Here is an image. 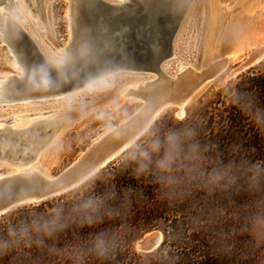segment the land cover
I'll return each instance as SVG.
<instances>
[{
	"label": "water",
	"instance_id": "1",
	"mask_svg": "<svg viewBox=\"0 0 264 264\" xmlns=\"http://www.w3.org/2000/svg\"><path fill=\"white\" fill-rule=\"evenodd\" d=\"M46 1L43 5L39 2V14L46 7ZM192 3L193 0H122L118 3L69 0L70 44L60 62L46 59L28 32L14 19L7 18L0 37L22 71L20 77L15 74L10 77L7 96L12 99L52 100V97L80 91L92 81L122 77H151L154 86L152 91L145 88L144 93H136L133 99L139 102L138 107L102 133L57 174H45L39 166L32 172L25 170L0 177V216L80 187L135 145L163 113L171 110L179 119L176 112L179 109L185 112L201 87L225 72V78H229L231 71H228L226 56L217 71L187 92L186 82L182 81L184 71L179 73L178 79L169 75L175 62L174 37ZM263 60L264 57L256 64ZM242 63L240 61L237 67L241 68L238 74L256 65L250 61L242 69ZM149 85L147 83L146 87ZM57 128L40 127L14 133L8 148L0 150V161L6 159L19 166L32 163L57 134ZM161 242V233L154 231L139 241L136 249L153 252Z\"/></svg>",
	"mask_w": 264,
	"mask_h": 264
},
{
	"label": "trees",
	"instance_id": "2",
	"mask_svg": "<svg viewBox=\"0 0 264 264\" xmlns=\"http://www.w3.org/2000/svg\"><path fill=\"white\" fill-rule=\"evenodd\" d=\"M232 92L252 93L259 106L264 108V74L246 81L243 78L226 89L228 96ZM216 103V106H209L198 115L182 120L163 116L142 137L154 128L168 129L191 123L198 129L200 138L215 145L225 158L239 153L264 162V134L231 104L229 98L227 105L221 99ZM130 149L80 187L0 216V230L34 212L54 211L88 192L103 194L111 191L117 194L114 203L120 214L106 224L84 229L74 226L62 236V241L70 242L79 235L86 236L111 225L119 234V246L106 264H258L262 248L249 236L233 231L237 221L227 201H221L218 194L199 191L178 201L162 198L151 176L136 178L130 169L125 170L123 160ZM126 192H131L127 200L122 198ZM156 230L162 234L159 248L149 253L134 250L138 239ZM30 255L35 259L40 254L31 250ZM0 264H31V261L23 256L19 260L7 257Z\"/></svg>",
	"mask_w": 264,
	"mask_h": 264
},
{
	"label": "clouds",
	"instance_id": "3",
	"mask_svg": "<svg viewBox=\"0 0 264 264\" xmlns=\"http://www.w3.org/2000/svg\"><path fill=\"white\" fill-rule=\"evenodd\" d=\"M231 104L264 134V108L254 94L232 92ZM125 170L136 178L151 176L161 197L182 200L193 192L218 194L227 201L239 235L264 242V162L247 154L225 158L215 145L205 143L198 129L185 123L168 129L154 128L124 156ZM131 192L123 194L127 200ZM115 192L84 196L48 213L34 212L0 230V261L21 256L31 264H106L119 246L111 225L72 241L62 236L74 226L81 229L106 224L120 214ZM31 250L40 255L31 258Z\"/></svg>",
	"mask_w": 264,
	"mask_h": 264
},
{
	"label": "rangeland",
	"instance_id": "4",
	"mask_svg": "<svg viewBox=\"0 0 264 264\" xmlns=\"http://www.w3.org/2000/svg\"><path fill=\"white\" fill-rule=\"evenodd\" d=\"M2 1L0 0V8L3 7ZM229 3L232 4L227 5L222 0H193L191 5L193 16L179 39L181 52L172 66V75L180 68H185L184 65L177 67L179 60L186 64L188 62L193 70L199 72L243 45L245 49L246 43L254 44L256 47L264 44V0H229ZM66 4V0H51L39 14L40 18H37L35 13H30L31 8H25L33 21L38 19L35 34L42 47L44 45L43 48L50 51L54 58H58L55 56L58 55L56 48L62 47L68 39ZM244 49L241 51L242 54L245 53ZM6 55L5 49L0 45V73L15 72L16 68L10 64ZM239 66L240 60L230 59L228 71ZM225 73L198 90L185 109V117L198 115L209 106H216L218 99L225 101L227 105L229 96L226 89L233 87L243 78L246 81L252 76L263 75L264 60L244 69L235 77L227 79ZM138 80L137 77L108 80L84 93L63 100H57L59 97L57 96L49 101L41 99L37 102L26 100L0 103V129L60 115L62 117L60 126L65 129L51 144L39 151L36 160L43 172L55 175L74 161L99 134L116 126L138 107L139 102L117 97L119 91L127 84ZM163 116L175 118L171 110L159 118ZM7 119L10 120L6 122ZM5 134V130L0 132V142L3 144ZM11 170V167L0 161V174H6ZM151 232L144 234L135 242L134 250L141 252L136 249V244ZM254 241L262 248L258 264H264V242Z\"/></svg>",
	"mask_w": 264,
	"mask_h": 264
},
{
	"label": "bare ground",
	"instance_id": "5",
	"mask_svg": "<svg viewBox=\"0 0 264 264\" xmlns=\"http://www.w3.org/2000/svg\"><path fill=\"white\" fill-rule=\"evenodd\" d=\"M28 0H3L1 3L3 5L2 8H0V34L2 32V30L4 29V26L6 24L7 18L11 17L12 19H14L17 23H19L25 30L26 32H28V34L31 36V38L34 40V42L37 44L38 49L40 50V52L43 54V56L53 62H60L64 60V53L67 47H69L68 45L70 44V37L68 34V39L66 41V43L62 46V47H58L56 48V53L58 55L55 54L56 57L58 58H54L52 56V54H50V51L48 52V50L44 49V45L42 47V44L38 41V38L35 34V31L37 30V20L33 21L28 13L27 10L28 7L31 8V12L30 13H35V15L37 16V18L39 17V2L41 3V5H43L44 0H29V3H27ZM67 4H66V10H67V16L66 17H70V11H69V0H66ZM109 1L111 3H118L121 2L122 0H106ZM47 2V3H46ZM46 6L49 5V3L51 2V0H47ZM222 2H224L225 4L227 3V5H230L232 3H229V0H222ZM27 3V6H26ZM25 5V7H24ZM8 10L9 13L7 12ZM192 6L189 8V10L187 11V14L185 15V17L182 19L181 24L179 26V29L174 37V49H175V60H178V53L181 52V49H179V39L180 37L183 35V30L184 28L187 26V24H189V21L191 19V17L193 16L192 14ZM5 41L0 37V45L2 49H5L7 55L6 58L8 61H10V64L12 66H14L15 72H4V73H0V103H13L15 101L18 102V100L12 99L10 97L7 96V87L9 86V82H10V77L12 76V74H15L16 76L20 77L22 75V71L15 59V57L13 56L11 50L9 47L5 46ZM3 45L5 47H3ZM247 47L244 49L245 45H243L242 47L236 49L235 51L231 52L229 55L226 56L227 59V63H229V60H240L244 63H242V69L245 68V66H247V63L252 61L253 64H256L260 59H262L264 57V44H262L261 46H255L254 44H249L246 43ZM245 50V53L243 52V54L241 53L242 50ZM242 57H241V56ZM256 58V59H255ZM223 59V58H222ZM221 60L210 64L207 68L202 69L199 72H196L195 70H193V68L189 65V63L187 62V64L183 61V60H179V63L177 64V67H183V65L185 66V68H180L178 71L175 72V74H171V71L169 73V75L171 77H174V79H178V75H180L179 73L183 72L184 74V82L185 83V91L190 89L191 86L193 87V85H200V82L202 81L203 78H205L206 76H209L210 74H212L213 72L217 71V69L220 67L221 64ZM254 60V61H253ZM241 70V68H235L233 70H231V73L228 77H235L239 71ZM176 76V77H175ZM137 77L139 80L135 81L134 83H130L127 84L123 89H121L118 93V98L121 99H127L130 101H134L136 102L135 99H133V96L136 95V93L140 92L141 94L144 93V89L146 88L147 91H152V87L154 86V84H151L154 80V78L151 77H143V76H135ZM110 80V79H109ZM108 80H105L103 82H100L98 80L92 81L90 83H88V85H86L87 87H82L80 91H72L69 92L68 94H64V96L62 97H58L57 100H63L65 98H69L75 95H79L81 93L86 92L88 89L90 88H94L99 84H102L104 82H106ZM176 83L179 80H174ZM150 83V85L148 86V88L146 87V84ZM151 89V90H150ZM155 89V87H154ZM187 92V91H186ZM41 99H46V98H40ZM33 101V102H37L39 100L35 99H25V100H19V101ZM42 101H49V100H42ZM5 105V104H4ZM185 116V112L184 109H179L176 112V117L179 119H182ZM10 120L7 119L6 122ZM62 120V117H60V115L52 117V118H46V119H39L36 121H30L29 123H23V124H19V125H15L12 127H4L0 129V132L2 130H5L6 134L3 136L4 137V144L2 142V145H0V150H5L8 148V145L10 144L9 140L11 139V137L13 135H15L14 133H17L19 131H24V130H28V129H36V128H57V134L45 145H49L51 144V142L56 138V136L60 135L61 132H63V130L65 128L62 129V126H60V122ZM106 131V130H105ZM104 131V132H105ZM103 132V133H104ZM102 135L99 134V136L97 137V139ZM96 141V139L93 141V143ZM92 143V144H93ZM1 144V142H0ZM44 146V147H45ZM81 154V153H80ZM39 157V155L36 156V159L32 162V163H28L24 166H19L17 164H13L10 163V161H7L6 159H1V161L3 163H5L6 165H8L9 167H11V171L6 173V174H0V177L4 176V175H10V174H15L18 173L20 171H29L32 172L34 170H38L39 164L37 163V158ZM45 173V172H43ZM47 174V173H45ZM161 237V236H160Z\"/></svg>",
	"mask_w": 264,
	"mask_h": 264
}]
</instances>
